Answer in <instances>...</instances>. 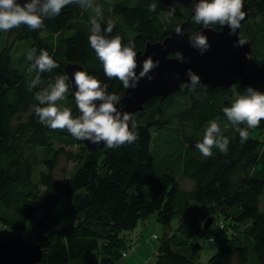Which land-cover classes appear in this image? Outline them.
Wrapping results in <instances>:
<instances>
[{
    "label": "trees",
    "instance_id": "16d2710c",
    "mask_svg": "<svg viewBox=\"0 0 264 264\" xmlns=\"http://www.w3.org/2000/svg\"><path fill=\"white\" fill-rule=\"evenodd\" d=\"M246 1L250 17L240 35L251 40L253 54L254 43H264V0ZM192 2L94 0L102 19L69 4L59 15L45 18L42 29L21 25L5 34L0 30V234L40 243L38 264H117L129 244L123 232L152 214L163 235L153 261L143 264H264V133L255 137L253 128L247 129L249 138L241 143L222 111L248 87L264 93L263 58L255 68L249 62L234 84L237 89L203 84L190 90L183 85L161 102L152 97L134 113L138 139L113 149L88 148L67 129L41 124L34 112L35 93L65 74L67 61L80 63L83 71L109 85V93L122 95L121 82L105 76L89 45L91 19H98L102 29L112 21L109 36L120 35L125 45L133 40L138 50L147 41L163 39L182 21L188 33L201 29L192 20ZM152 3L155 12L149 11ZM170 8L176 9L174 15ZM33 47L37 55L40 49L48 51L60 67L41 73L43 83L29 91L37 74L26 58ZM58 104L77 117L70 83L66 100ZM212 120L230 144L226 154L213 148V155L204 157L195 145ZM256 128L264 131V120ZM62 156L69 166L57 176ZM179 178H187L191 186L183 188ZM38 208L42 213L29 224ZM207 217L214 221L203 230ZM220 221L231 232L202 261L201 239L213 236L210 230Z\"/></svg>",
    "mask_w": 264,
    "mask_h": 264
},
{
    "label": "clouds",
    "instance_id": "9594fccd",
    "mask_svg": "<svg viewBox=\"0 0 264 264\" xmlns=\"http://www.w3.org/2000/svg\"><path fill=\"white\" fill-rule=\"evenodd\" d=\"M69 4H76L83 11L92 10L96 17L102 19V9L94 4V0H27L18 3L17 0H0V30L9 31L13 28H20L26 25L31 30H38L44 27L45 18H53L61 13L62 8ZM244 0H199L195 5L192 20L196 24H202L204 29L209 25H227L230 29L229 35L236 32L245 19L246 12L242 11ZM156 3L149 5V11L155 12ZM169 15H174L175 8L168 10ZM89 45L94 50L97 58L103 65V72L109 79H118L124 89H135L138 82L147 78L153 79L151 71L159 65V61H154L151 56L144 59L139 74L137 68V52L133 40H129L125 45L122 37L113 32L114 24L107 22V26L101 28L98 19L90 20ZM178 35L183 34L180 26L174 29ZM190 45L201 54L210 47L207 37L202 32H196L189 37ZM247 41L239 39L237 44L243 46ZM28 61L32 62V68L36 70L35 77L28 83V90L40 86L43 81L41 73L51 72L60 65L49 55L48 51L40 49L37 55L35 47L30 48L26 54ZM176 60L184 62L181 53H176ZM189 77V89L194 90L204 87L200 77L190 69L187 71ZM69 77L65 73L55 78L47 87L35 93L34 99L38 102L34 106L35 115L38 121L53 130L67 129L78 141H88L90 144L104 146L113 149L124 144H131L138 139L136 125L132 123V114L124 111L123 105L120 109L121 96L109 93V85L102 84L101 81L83 70L73 73L72 85H75L74 98L80 115L76 118L72 115L69 107L61 106L58 101L66 100V93L69 91ZM228 121L239 133L241 143L249 138L247 129L256 128L264 120V93L251 87L245 93L238 96L230 107L222 109ZM247 128L240 125L245 124ZM230 139L221 134V129L216 120L209 122V126L204 132L202 142H197L195 147L204 157L213 155V148L226 154ZM213 243L214 241L211 240Z\"/></svg>",
    "mask_w": 264,
    "mask_h": 264
},
{
    "label": "water",
    "instance_id": "95a60500",
    "mask_svg": "<svg viewBox=\"0 0 264 264\" xmlns=\"http://www.w3.org/2000/svg\"><path fill=\"white\" fill-rule=\"evenodd\" d=\"M183 2L185 0H174ZM18 3L27 2V0H17ZM199 0H193L191 12L194 13L195 5ZM242 11L246 12L242 24L249 19L247 1L244 0ZM184 21L172 27L168 34L161 40L153 42L147 41L142 49L137 52L136 73L142 68L144 59L151 56L154 61H159V65L154 68L150 75L153 77L149 81L146 77L138 82L135 89H124L121 95L120 105H123L124 111L132 114L133 123L134 113L144 108L145 102L152 97H158L161 102L165 97L180 89L183 85L188 86L189 77L187 71L190 69L200 77L201 84H207L212 88L219 87L223 90L229 89L236 84L246 72L249 64V57L253 51L252 43L249 38L240 35V28L229 35L227 25L215 28L209 25L207 29L202 27L192 33L183 29ZM180 26L183 34L178 35L174 29ZM196 32H202L209 42V49L201 54L197 49L190 45L189 37ZM239 39L246 40L243 46H239ZM179 52L184 57V62L176 60V53ZM172 54V55H170ZM63 70L69 77L70 90L74 95L75 85H72L73 73L77 70H83L78 62L67 61L63 64ZM80 115L79 111L77 117ZM88 148L99 149L104 147L103 142L99 145L90 144L88 141H82ZM214 218L207 217L202 225L203 230H207L213 224ZM42 245L32 243L20 236L4 237L0 234V264H38L42 256Z\"/></svg>",
    "mask_w": 264,
    "mask_h": 264
},
{
    "label": "rangeland",
    "instance_id": "374dc122",
    "mask_svg": "<svg viewBox=\"0 0 264 264\" xmlns=\"http://www.w3.org/2000/svg\"><path fill=\"white\" fill-rule=\"evenodd\" d=\"M246 22L247 20L242 24L241 29L242 27H244ZM1 32L3 34L5 31L1 30ZM254 48L255 51L253 54L251 53L252 55L250 54L251 56L249 60L250 67L252 68L258 67L259 62H257V59H262V58L264 59V43L255 42ZM232 86L233 89H237L234 84ZM251 87H255V86H251ZM245 88H242L240 90H245ZM244 93L245 91H241L239 93V96ZM263 133L264 131H262V129L260 128H253L252 130V135L255 137H262ZM65 159L66 158L62 156L59 161V164L55 172L57 176H62L63 174L62 168L69 166V164L66 163ZM179 181H180V185L183 188H189L191 186V181L188 180L187 178H179ZM261 206L264 209V197ZM54 208L56 210H59L60 203L59 202L56 203L54 205ZM41 213H42V208L36 209L30 215L28 219V223L30 224L35 220H37V218L40 216ZM174 222L175 219H173L171 223L173 224ZM210 232L214 236L213 239L214 243L212 241L206 240L205 238L201 239L202 245H201L199 259L202 261L207 260V258L217 250L218 246L220 245L221 239L227 236L229 232H231V230L218 228L215 224L214 226H212ZM123 233L126 237L127 242H129L130 240H134L135 237H137L138 239L135 241V247L133 249L126 248L127 251L126 256L121 257L117 261V264H143L146 262L153 261L154 256L157 252V247L160 243V237L163 235V226L156 220L155 214H152L143 220H139L134 228L124 231ZM4 234H6V232H4ZM153 234H155L156 237H154ZM87 261L89 263L93 261L92 252L89 253V259H87Z\"/></svg>",
    "mask_w": 264,
    "mask_h": 264
},
{
    "label": "built area",
    "instance_id": "2783aa9c",
    "mask_svg": "<svg viewBox=\"0 0 264 264\" xmlns=\"http://www.w3.org/2000/svg\"><path fill=\"white\" fill-rule=\"evenodd\" d=\"M218 227H219V228H223V227H224L223 222L220 221V222L218 223ZM153 236L156 237L155 234H153ZM137 239H138V238L135 237L134 240H130V241H129V244H128V246H127V248H129V249H133V248L135 247V241H136ZM208 240H209V241L213 240V236H210V237L208 238ZM126 253H127V251H126V248H125L124 250L121 251V255H122V257H125V256H126Z\"/></svg>",
    "mask_w": 264,
    "mask_h": 264
},
{
    "label": "flooded vegetation",
    "instance_id": "af4514ba",
    "mask_svg": "<svg viewBox=\"0 0 264 264\" xmlns=\"http://www.w3.org/2000/svg\"><path fill=\"white\" fill-rule=\"evenodd\" d=\"M213 26H215V25H213ZM215 28H218V26H215ZM168 31H170V29ZM170 55H172V54H170Z\"/></svg>",
    "mask_w": 264,
    "mask_h": 264
}]
</instances>
